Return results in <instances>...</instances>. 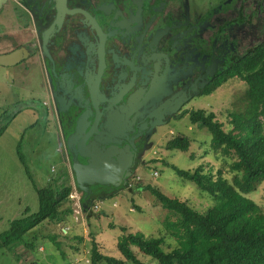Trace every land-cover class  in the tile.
<instances>
[{"label":"flooded vegetation","instance_id":"flooded-vegetation-1","mask_svg":"<svg viewBox=\"0 0 264 264\" xmlns=\"http://www.w3.org/2000/svg\"><path fill=\"white\" fill-rule=\"evenodd\" d=\"M256 32H264V0H5L0 7V40L21 37L11 51L26 49L22 72L38 77L70 162L66 139L78 124L87 144L109 132L117 112L130 111L115 139L131 158V175L117 190L132 184L158 128L206 97L262 41ZM114 191L93 186L80 201Z\"/></svg>","mask_w":264,"mask_h":264},{"label":"rangeland","instance_id":"rangeland-1","mask_svg":"<svg viewBox=\"0 0 264 264\" xmlns=\"http://www.w3.org/2000/svg\"><path fill=\"white\" fill-rule=\"evenodd\" d=\"M6 33L9 34V29ZM254 38L263 40V32H256ZM20 40L21 37L0 40V54L14 49ZM24 64L0 67V234L8 230L12 217H23L25 210L28 216L37 212L36 189L59 184L64 175L73 187L69 197L72 214L62 223L45 222L39 227L35 241L39 244L37 251L28 253L17 244L1 248L0 264H90L93 242L99 253L120 258L115 243L123 230L125 233H142L146 237H161L166 250L174 248L175 240L164 229L165 221L174 222V218L143 188H156L168 198L183 201L199 213L215 204L195 185L176 177L170 166L187 171H193L199 165L205 171L211 169L215 172L220 167L228 170L223 162L230 164L233 157L223 158L212 153L210 134L191 124L188 112L198 109L212 112L223 130L228 131L231 129L228 113L232 95L244 88L243 83L236 79L227 80L212 94L190 102L179 118L158 128L152 138V150L135 172L141 179L139 186L142 189L131 192L126 187L121 188L102 195L86 208V204L80 201L81 193L75 188L71 162L64 151L51 110H46L42 104L45 95L35 88L39 79L34 72L23 74ZM173 134H182L190 140L186 153L164 149L165 142ZM260 182L250 198L264 214V180ZM14 214L17 216H12ZM51 239L58 243L59 249ZM138 258L145 264H154L148 258L139 255Z\"/></svg>","mask_w":264,"mask_h":264},{"label":"trees","instance_id":"trees-1","mask_svg":"<svg viewBox=\"0 0 264 264\" xmlns=\"http://www.w3.org/2000/svg\"><path fill=\"white\" fill-rule=\"evenodd\" d=\"M229 79L244 86L232 95L228 113L231 129L224 131L212 112L202 109L188 112L189 122L210 134L211 152L223 158L233 157L230 164L223 162L228 170L220 167L215 172L205 171L199 165L187 171L170 166L176 177L195 185L215 204L199 213L185 202L145 186L143 189L174 218V222L165 221L164 229L175 240V247L166 250L161 237L125 233L122 229L115 243L120 258L99 253L93 242L90 264H145L138 255L154 264H264V214L250 198L264 180V39L238 58L204 95L212 94ZM189 147L190 140L182 134L171 135L164 144L165 150L182 153ZM63 178L59 184L36 189L37 212L28 216L25 210L23 217L9 223L8 230L0 234V249L17 244L28 253L37 251L39 227L45 222L62 223L72 214L69 197L73 187L66 175ZM140 182L134 176L126 189L134 192L141 188ZM83 202L86 208L92 203ZM51 241L59 249L58 243Z\"/></svg>","mask_w":264,"mask_h":264},{"label":"water","instance_id":"water-1","mask_svg":"<svg viewBox=\"0 0 264 264\" xmlns=\"http://www.w3.org/2000/svg\"><path fill=\"white\" fill-rule=\"evenodd\" d=\"M4 2L5 0H0V7ZM27 57L28 53L24 47L0 54V67L15 66ZM134 101L135 99L130 96L126 104ZM129 113L127 107L117 112L113 116L115 119L110 118L109 125H105L109 132L99 135L98 139L87 144L86 136H82L79 124L75 133L66 139V147L71 155V172L75 188L82 195L86 196L93 186L102 188L110 186L117 190L130 177L131 173L128 170L131 158L126 157V148L119 147L121 141L115 139L122 131L123 115L127 117ZM92 132H95V129L90 131ZM78 158L85 159V163H80Z\"/></svg>","mask_w":264,"mask_h":264},{"label":"crops","instance_id":"crops-1","mask_svg":"<svg viewBox=\"0 0 264 264\" xmlns=\"http://www.w3.org/2000/svg\"><path fill=\"white\" fill-rule=\"evenodd\" d=\"M17 210V209H16ZM15 214H17V212H15ZM12 215V216H17V215ZM18 214H21V211H19V209H18ZM8 216V215H7ZM10 217V216H9ZM11 220H14V218L12 217V219Z\"/></svg>","mask_w":264,"mask_h":264},{"label":"built area","instance_id":"built-area-1","mask_svg":"<svg viewBox=\"0 0 264 264\" xmlns=\"http://www.w3.org/2000/svg\"><path fill=\"white\" fill-rule=\"evenodd\" d=\"M154 174H155V173H154ZM138 178H139V177H136V180H138ZM130 186H131V185H130ZM130 186H128V187H130Z\"/></svg>","mask_w":264,"mask_h":264},{"label":"clouds","instance_id":"clouds-1","mask_svg":"<svg viewBox=\"0 0 264 264\" xmlns=\"http://www.w3.org/2000/svg\"><path fill=\"white\" fill-rule=\"evenodd\" d=\"M87 203V202H86Z\"/></svg>","mask_w":264,"mask_h":264}]
</instances>
